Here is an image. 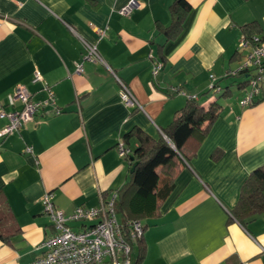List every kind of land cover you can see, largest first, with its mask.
<instances>
[{
	"label": "crops",
	"instance_id": "1",
	"mask_svg": "<svg viewBox=\"0 0 264 264\" xmlns=\"http://www.w3.org/2000/svg\"><path fill=\"white\" fill-rule=\"evenodd\" d=\"M126 1L0 0V129L6 113L22 105L13 99L17 85L34 100L45 98L49 85L55 99L0 138V264L43 255L52 231L45 192L66 213L110 197L129 175L128 159L116 150L123 133L139 126L156 138L188 96L213 99L202 94L212 75L220 79L238 65L241 26L254 21L264 34V0H187L181 33L168 41L158 25L171 22L173 0H136L121 15ZM97 28L105 29L96 42L101 60L84 59L82 39L97 38ZM118 80L141 108L121 101ZM230 87L196 156L147 221L137 264H264V210L243 223L230 213L246 175L264 164V82L252 106L240 104L244 93ZM138 250L135 241L133 260Z\"/></svg>",
	"mask_w": 264,
	"mask_h": 264
},
{
	"label": "trees",
	"instance_id": "2",
	"mask_svg": "<svg viewBox=\"0 0 264 264\" xmlns=\"http://www.w3.org/2000/svg\"><path fill=\"white\" fill-rule=\"evenodd\" d=\"M189 9L190 4L187 0H173L170 3L168 10L171 22L167 26L158 25L165 41L175 39L181 33ZM241 32L247 41V50L264 41V34L254 21L243 24ZM235 54L238 55L239 65L245 50L235 49ZM260 65V71H258L260 66L245 65L233 74L225 73L220 79L216 78L202 94L206 97L215 94L214 98L206 103L200 99L201 95L188 96L184 105L175 111L170 122L161 128L162 134L156 138L139 126H132L123 133L121 139L128 147L130 143H135L125 157L128 159V178L116 189L113 204L123 224L126 225L131 220H140L145 228L147 221L157 216L160 202L171 191L176 173L185 164H190L211 125L219 116L223 106L220 97L231 94V85H235L237 90H242L244 96L252 89L251 83L254 80L257 90L252 94L251 103L247 106H252L262 99L259 91L264 82V59ZM232 69L234 68H228L226 72ZM225 79L231 80L221 83ZM218 156L219 152L215 149L211 158L216 159ZM262 210H264V164L253 168L246 175L240 186L237 202L230 213L243 223L246 217ZM135 241L139 245V250L133 264H137L144 256L142 237Z\"/></svg>",
	"mask_w": 264,
	"mask_h": 264
},
{
	"label": "built area",
	"instance_id": "3",
	"mask_svg": "<svg viewBox=\"0 0 264 264\" xmlns=\"http://www.w3.org/2000/svg\"><path fill=\"white\" fill-rule=\"evenodd\" d=\"M136 4V0H127L118 8V12L121 15H128ZM97 33L98 37L92 41L82 39L84 59L101 60L96 42L105 33V29L97 28ZM247 48V41L244 35H241L236 49L245 50V55L241 64L226 73L233 74L245 65L260 66L258 71L261 70L260 64L264 59V41L251 49L247 50ZM160 67L161 63L155 62L152 66V74L155 75ZM81 69V64H79L77 70ZM39 78V73L36 71L33 81ZM215 80L216 77L212 75L211 84ZM118 81L121 101L127 106L141 108L129 87L120 80ZM255 83L252 80V89L240 99V104L247 106L251 103L252 94L257 90ZM44 88L47 90L46 97L34 100L24 85L19 84L15 87L13 99L20 100L22 105L20 109L6 113L7 122L0 129V138L19 131L23 122L31 119L39 107L55 106L50 86L45 84ZM172 90L177 92L176 88ZM190 96L195 97V95ZM26 148L30 151V146ZM116 150L120 157H126L131 152L122 139L117 142ZM115 195L113 193L105 198L100 194L98 205L92 207L80 205L66 213L55 206L52 193L45 192L41 201L45 213L49 216L52 231L42 242L45 248L43 255L28 264H133L132 244L133 241L142 237L144 228L140 220H131L126 225L120 221L113 205ZM72 222H78L80 227L74 229Z\"/></svg>",
	"mask_w": 264,
	"mask_h": 264
},
{
	"label": "water",
	"instance_id": "4",
	"mask_svg": "<svg viewBox=\"0 0 264 264\" xmlns=\"http://www.w3.org/2000/svg\"><path fill=\"white\" fill-rule=\"evenodd\" d=\"M133 168V165L131 166V169Z\"/></svg>",
	"mask_w": 264,
	"mask_h": 264
},
{
	"label": "rangeland",
	"instance_id": "5",
	"mask_svg": "<svg viewBox=\"0 0 264 264\" xmlns=\"http://www.w3.org/2000/svg\"><path fill=\"white\" fill-rule=\"evenodd\" d=\"M235 94V92H233V95Z\"/></svg>",
	"mask_w": 264,
	"mask_h": 264
}]
</instances>
